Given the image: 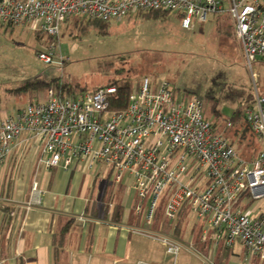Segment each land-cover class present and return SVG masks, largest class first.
<instances>
[{"label": "built area", "instance_id": "2783aa9c", "mask_svg": "<svg viewBox=\"0 0 264 264\" xmlns=\"http://www.w3.org/2000/svg\"><path fill=\"white\" fill-rule=\"evenodd\" d=\"M153 10L180 14L188 30L210 16H227L249 70L258 61L264 63V0H0V23L28 26L58 39L61 26L71 18L109 22ZM56 52V42L50 43L38 58L53 64ZM115 102L116 86L69 98L51 90L45 102L2 114L0 164L21 156L31 143L42 151L46 170L62 164L67 168L77 160L86 167L109 164L117 182L130 174L138 197L135 209L141 213L147 207L148 224L161 201L170 221L187 206L206 221L217 241L227 247L240 241L249 263L264 262V96L258 95L245 114L261 145L251 161L218 133L201 100L178 97L167 81L143 77L126 108L116 109ZM156 239L168 254L179 255L178 241L167 235Z\"/></svg>", "mask_w": 264, "mask_h": 264}, {"label": "crops", "instance_id": "0c3cea01", "mask_svg": "<svg viewBox=\"0 0 264 264\" xmlns=\"http://www.w3.org/2000/svg\"><path fill=\"white\" fill-rule=\"evenodd\" d=\"M223 17L220 22L224 27L231 25L234 33L230 18ZM210 19L218 29V17L210 16L207 21ZM236 44L240 48L237 39ZM21 153L0 164V264H237L235 257L245 264H264L259 259L249 263L240 241L228 247L229 251L221 250L224 241H217L206 221L187 206L176 221H170L162 201L148 224L147 207L141 213L135 209L138 197L129 173L117 182L111 165L98 162L86 167L80 160L67 168L62 164L46 170L42 151L34 143ZM37 199L39 204L27 207ZM192 221L187 240L186 227ZM158 235L182 245L176 258L166 252ZM57 236L63 241L58 255ZM237 247L241 255L236 253Z\"/></svg>", "mask_w": 264, "mask_h": 264}, {"label": "rangeland", "instance_id": "374dc122", "mask_svg": "<svg viewBox=\"0 0 264 264\" xmlns=\"http://www.w3.org/2000/svg\"><path fill=\"white\" fill-rule=\"evenodd\" d=\"M72 22L63 24L53 64L38 58V52L50 45L48 37L39 39L28 26L0 23V114H12L30 104L28 97L16 93L28 82L61 79L92 92L129 71L134 74V88L143 77H150L169 82L181 98L201 100L205 117L214 102L219 101L223 120H228L238 107L255 105L258 95L264 96V63H255L251 72L234 33L224 37L212 19L187 30L175 12L165 19L133 16L111 21L107 34L91 27L85 35H77ZM213 118L210 114L209 119ZM224 122L221 132L227 136ZM193 227V221L186 227L187 240ZM238 248L236 253L241 255ZM235 261L245 264L239 257Z\"/></svg>", "mask_w": 264, "mask_h": 264}, {"label": "trees", "instance_id": "16d2710c", "mask_svg": "<svg viewBox=\"0 0 264 264\" xmlns=\"http://www.w3.org/2000/svg\"><path fill=\"white\" fill-rule=\"evenodd\" d=\"M171 11H163V10H153L145 13H139L137 14V17H141L144 19H165L168 14ZM224 17H218V31L220 33H223L227 37H230L233 35L232 33V27L231 25H227L226 27L223 26V24L220 22V19ZM75 22L68 20L67 22H72L74 25L75 31L77 35H85L89 32V29L91 27L98 29L101 34H107L110 26V22L106 21H100V20H93L89 18H75ZM13 27V26H11ZM221 28H224V31L221 30ZM38 38H42L43 36L41 34L36 33ZM58 39L48 37L49 43H55ZM58 43V42H57ZM134 74H132V71H129V75H124L120 78H115L111 80V82L105 86H101L97 88L94 91H97L102 88H107L110 86H116L119 91V102L114 103V107L118 110L126 108L128 105L130 95L132 94L134 90ZM155 80V79H154ZM53 90L55 93H57L62 98H69L76 96L79 93H87L89 90L87 88H81L80 86H73L67 82H64L61 79H53L51 81H40V82H28L25 86L17 89L16 93L20 97H28L31 102L30 104L36 103L33 100L39 98L40 96H48V93ZM93 91V92H94ZM47 100V99H46ZM45 100V101H46ZM44 101V102H45ZM219 101L214 102L212 108L209 110L208 114L206 115V118L208 120L210 117V114H213L215 118L214 119V125L217 128L218 133L221 132V124L222 121L224 122L226 132L229 133L226 137L231 141V143L236 146L237 151L239 155L243 158H245L248 161H251L254 159L260 152H261V145L259 144L257 137L253 133L252 129L250 128V125L246 121L245 113L248 109L247 107H238L236 110H234L233 114L231 115V118L228 120H223L224 118L221 115V112L218 108ZM231 122V127H227V124ZM186 210V208L184 207ZM183 211V210H182ZM181 211V213H182ZM67 232L66 230H63L61 237L63 234ZM58 237H56V249H57V255L59 254V248L62 246V239L58 240ZM224 249L226 251H229L230 249L226 246L224 243V246H222L221 250Z\"/></svg>", "mask_w": 264, "mask_h": 264}]
</instances>
